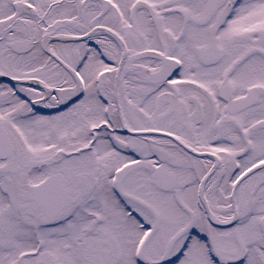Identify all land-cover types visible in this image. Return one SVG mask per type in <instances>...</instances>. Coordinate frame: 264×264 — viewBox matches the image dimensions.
Wrapping results in <instances>:
<instances>
[{"label": "snow or ice", "instance_id": "obj_1", "mask_svg": "<svg viewBox=\"0 0 264 264\" xmlns=\"http://www.w3.org/2000/svg\"><path fill=\"white\" fill-rule=\"evenodd\" d=\"M0 264H264V0H0Z\"/></svg>", "mask_w": 264, "mask_h": 264}]
</instances>
